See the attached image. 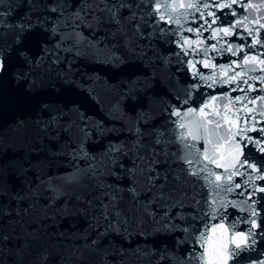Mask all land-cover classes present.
<instances>
[{"label":"snow or ice","instance_id":"1","mask_svg":"<svg viewBox=\"0 0 264 264\" xmlns=\"http://www.w3.org/2000/svg\"><path fill=\"white\" fill-rule=\"evenodd\" d=\"M161 7L156 0H0V79L10 75L29 97L55 92L59 85L58 96L80 89L95 98L99 78L89 77L93 86L86 88L77 62L86 58L119 69L125 64L121 49L151 69L167 68L175 58L176 70L191 68L193 81L183 87L168 76L163 89L168 96L169 88L180 90L172 97L176 103L164 102L169 118L181 117L180 110L171 111L177 104L189 106L179 125L187 129L179 137L184 147L176 153L168 150L175 140L165 139L164 131L145 130L160 95L154 84L163 83L155 71L104 85L114 93L109 111L123 125V138L109 139L117 129L71 99L37 101L38 115L15 122L11 131L26 147L9 146L0 127V264H113L110 255L115 264H252L251 254L264 242V208H256L264 196L252 199L264 193L255 183L264 182V159H252L245 149L252 145L264 153V125L258 127L256 119L264 118V74H256L264 73V59L247 52L264 46V23L253 12L264 4H165L166 24L173 28L160 23L166 20ZM225 53L238 61L213 62ZM197 64L212 71L205 74ZM218 85L232 87L210 100L209 93L200 92ZM232 92L240 94L231 97ZM197 93L200 102L193 98ZM217 100L223 114H209L206 109ZM204 101L199 111L190 107ZM225 120L229 126L222 128ZM104 140L103 149H95ZM200 140L209 145L203 161L194 143ZM60 157L69 158L74 168L52 177L44 171L45 162ZM237 176L243 179L237 182ZM205 184L212 187L211 201ZM232 193L239 202L227 199ZM230 208L240 214L231 218ZM135 238L140 239L133 243ZM260 256L264 252L257 253L258 264H264Z\"/></svg>","mask_w":264,"mask_h":264},{"label":"water","instance_id":"2","mask_svg":"<svg viewBox=\"0 0 264 264\" xmlns=\"http://www.w3.org/2000/svg\"><path fill=\"white\" fill-rule=\"evenodd\" d=\"M174 2L178 3L180 2V0H156V3H159L162 6L160 9V12H165L166 14V20L160 21V23L162 25H166L169 28H173L175 27V25L166 24L167 13L163 5L165 4L170 5ZM184 2H187V0H184ZM221 2H224V0H221ZM248 2L253 3V4H264V0H248ZM154 9H155V5H153V10ZM222 11H228V10L225 9ZM160 12H156L157 20H159ZM253 12L255 16L261 17L262 18L261 22L264 23V8L260 9L259 11L253 10ZM245 14H247V9H245ZM231 19L232 17L229 16L228 20H231ZM221 21H223L224 26H227V21L224 20L223 17H221ZM185 27H187V24L185 25ZM262 33H264V30H262ZM184 35L192 37L191 33H184ZM204 35L207 36L209 34L204 33ZM169 38L171 39L172 37L170 36ZM226 39L231 41L233 37H227ZM211 43H215V41H211ZM238 43H243V41H239ZM164 47H168V45H165ZM118 54L121 57H123L125 61V64H122L119 69H117L111 64L93 62L86 58H81V60L77 62L79 69L81 70L82 73L85 74V79L84 81H80V76H77L76 79L80 81L81 83H85L86 88H91L93 86L92 82L88 79L89 77L99 78V82L95 85V89L97 93V96L95 98L89 96L87 93L80 94V91H81L80 89H77L76 92L71 93V94H65L63 96H58L56 93L59 91V85H54L55 92L45 90L40 96L32 98L25 94L23 85H17L12 80L10 75L3 79H0V127L5 129V137L9 142V146L13 147V149H19L21 147L27 146L24 141V138L13 133L11 131V128L15 125V122L17 121H29L30 122L34 116L38 115V111L35 107L37 101H40V102L47 101L50 104L51 103H63L68 99L78 101L80 104L83 105L84 110H86L88 114L93 115L97 120L103 121L109 127L114 126L117 129L116 132L110 134L109 139L114 140L116 137L123 138L126 135V133L122 131L123 125L118 121H114L113 114L109 111V106L113 102L114 93L109 92L104 87V85L105 83H110L111 85L116 86L120 83L121 80H127L128 76L132 75L133 73H135L136 75H142L144 73H150V72L155 71L159 80L162 81L163 83L154 84V93H159L160 95L156 98L155 102L151 105V111L149 113L151 119L145 130L150 132L153 129H159L165 132V139L175 140V143H170L168 145V150L170 152L176 153L180 149H183L184 145H183V142L180 141L179 137H180L181 132H185L187 131V129H181L179 125L182 122L184 112L187 111V108L189 106L181 107L179 104H177V108L171 109V111L175 112L177 109L180 110L181 117H176L175 115H173L169 118L167 112L163 111V109L165 108L164 102L168 101L169 103H176V101L172 99V97H174L180 90L169 88V91L171 92V96H168L164 94L163 89L164 87L167 86L168 76H174L175 79L178 80L183 87H187L188 84H191L193 82L189 78V74L191 73L192 69L188 68L187 72H184L183 70L177 71L176 69L178 68V65L175 63V58H173V63L171 65H168L167 68H165L164 66H161L158 69L146 68L140 65L139 62L136 61L135 57L131 56L130 53H125L123 49H121ZM247 54L257 56L258 59H264V46L257 45L254 50L247 52ZM210 55L215 56V54H210ZM230 57H231V60L233 61H238L239 59L238 57H232L230 53H225L222 57H216L213 62H215L217 65L228 64ZM189 59H191V57H189ZM196 67L198 69H202V71L205 74H208L212 71V69L202 68V65L200 64H197ZM256 74H264V73H256ZM252 83L256 87H259V82L253 81ZM47 87L48 86H46V89ZM230 87L232 86L230 85L219 86L218 85L215 90L202 88L200 92L209 93L208 99L210 100L212 95L227 91ZM154 93H149V95L152 96ZM239 94L240 93L232 92L230 93V96L235 97L236 95H239ZM250 95H256V93H251ZM193 98L197 102L201 101V95L199 93L194 94ZM97 100L99 101V103H97ZM204 103H207V101H204L203 103H198V104H191L190 107L196 108L197 111H199V108L203 107ZM132 107H135V106L130 104L129 108H132ZM206 111L209 114H211L213 111H220L221 114H223L224 109L222 107L221 101L217 100V101L212 102L209 108L206 109ZM208 118L213 119V120L218 119L217 117H213L211 115H209ZM232 119H234V117H232ZM256 119L261 121V124L258 125V127L264 125V118L258 115ZM228 126H229V121L228 120L223 121L222 128H226ZM211 128H212V125H209L210 132H211ZM233 131H235V128H233ZM248 134L252 137H256L258 135V133L256 132H249ZM209 139H212L211 135L209 136ZM106 143H107L106 140L99 141L94 145V147L95 149L102 150ZM194 143L196 144L197 149H199L200 154H201L200 159L201 161H203L204 150L208 148L209 145L206 144L204 140L195 141ZM262 143H264V141H262ZM220 145L225 149L227 147L224 141H220ZM217 151H220V149L218 148ZM245 151L249 152L252 159H255V160L264 159V153H260L258 147L249 145V148L245 149ZM41 160H44V157L41 156ZM219 162L223 163L224 161L221 160ZM81 167H83L82 164H81ZM193 167L196 169H199L201 167V164L194 163ZM209 167L212 168L218 174L223 172V169H216L215 165H209ZM73 168H74V164L69 160V158L60 157L59 159L46 161L44 171L47 172L52 177H58L66 173H70L73 170ZM241 179L243 178L240 176L235 177V180L237 182H239ZM255 183L257 186H264V182L262 181L256 180ZM204 190L209 193L208 199L209 201H211L212 194H213L211 185L205 184ZM240 191L241 189H235V192L237 193ZM248 191L250 192L251 189L249 188ZM262 196H264V193H257V195L253 196L252 199L255 200ZM227 199L229 200L235 199L237 202H239L240 198L235 197V193H232V194H228ZM256 208L258 211H260L262 208H264V203L257 204ZM229 211L232 213L231 218H235L240 214L239 209L230 208ZM243 227L244 226L241 225L239 230H242ZM137 239H140V238H135L132 242L135 243ZM77 243H80V242L78 241ZM262 252H264V242H261L258 245L256 253L251 254L252 264H258L257 253H262ZM108 259L113 261V264H115V259L113 256L110 255ZM259 260H264V256H260Z\"/></svg>","mask_w":264,"mask_h":264}]
</instances>
